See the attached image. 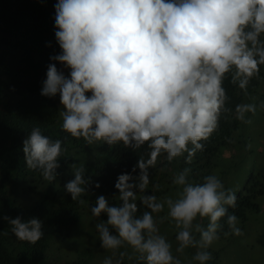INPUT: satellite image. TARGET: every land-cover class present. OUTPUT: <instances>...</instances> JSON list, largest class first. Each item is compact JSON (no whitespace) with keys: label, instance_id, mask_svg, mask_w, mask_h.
Instances as JSON below:
<instances>
[{"label":"clouds","instance_id":"obj_1","mask_svg":"<svg viewBox=\"0 0 264 264\" xmlns=\"http://www.w3.org/2000/svg\"><path fill=\"white\" fill-rule=\"evenodd\" d=\"M54 9L60 52L49 58L40 94L59 96L62 130L87 145L151 150L147 164L137 161L136 176L117 177L119 203L96 197L92 216H106L95 225L100 247H129L144 264H183L157 224L166 208L177 230L175 253L195 249L189 264H209L208 249L220 239L222 220L240 234L238 218L229 212L237 206L235 192L217 174L190 179L192 170L185 167L172 179L175 195L160 200L146 194L148 167L158 156L190 163L218 130L221 114L230 111L224 81L246 90L260 76L264 0H57ZM235 112L244 120L255 105H237ZM62 145L33 127L22 141L26 166L53 182ZM71 167L73 178L64 190L77 200L89 191L91 179L83 166ZM2 219L19 241L34 245L44 236L39 218ZM102 264L113 260L105 257Z\"/></svg>","mask_w":264,"mask_h":264},{"label":"trees","instance_id":"obj_2","mask_svg":"<svg viewBox=\"0 0 264 264\" xmlns=\"http://www.w3.org/2000/svg\"><path fill=\"white\" fill-rule=\"evenodd\" d=\"M57 0H0V264H30L35 262L55 236L68 235L72 225L86 207L95 204L98 195L119 203L114 187L122 173L133 176L137 161L145 164L151 159L147 145L133 150L122 143L113 147L107 144L87 145L62 130L58 119L59 96H42V82L46 78L50 56L60 52L55 40V9ZM60 67V65H57ZM229 100L219 128L207 141L204 150L198 151L190 163L177 158L169 163L158 156L149 165L147 193L161 200L164 192L175 190V174L185 167L191 168L190 179L197 182L208 174H217L226 189L235 192L234 213L241 226L250 211L259 210V199L264 197V129L259 131L260 143H249L243 133V123L237 119L235 108L253 97L256 113L264 118V66L259 77H253L246 90L224 81ZM33 127L53 140L61 139L65 152L61 157L59 175L53 182L43 179L38 171L26 166L22 141ZM83 166L85 177L91 179L89 191L77 200L64 190L73 178L72 165ZM100 187L96 188L95 183ZM137 195L140 212L146 210ZM26 198L27 204L21 199ZM83 201V203L81 202ZM139 214V213H138ZM3 216L23 219L39 218L44 236L36 244L19 241L11 232V225ZM100 219H106L100 217ZM221 235L229 231L226 218L221 221ZM264 250V226L258 234ZM60 264H89L85 258L64 261ZM114 264H144L140 259H119Z\"/></svg>","mask_w":264,"mask_h":264},{"label":"rangeland","instance_id":"obj_3","mask_svg":"<svg viewBox=\"0 0 264 264\" xmlns=\"http://www.w3.org/2000/svg\"><path fill=\"white\" fill-rule=\"evenodd\" d=\"M244 104H254L255 112L246 113L244 120H241L243 136L251 144L253 140L255 143H260L259 131L264 129V118L256 113L257 104L253 97ZM60 108L59 104L58 119L62 122V118L59 116ZM175 192L176 189L167 190L161 200L166 196H174ZM21 201L24 204L28 202L26 198H22ZM259 205V210L249 212L248 219L242 226L237 221V227L240 229L239 235L230 230L225 232L228 233L227 235L220 233V239L208 249L213 257L209 264H264V250L258 242V234L264 226V197H260ZM166 211L165 208L163 213L157 214L160 233L173 243V252L179 256L183 264H189L196 250L186 249L183 254L175 253L177 230L174 223L166 218ZM159 216L165 217L163 222H160ZM99 220L100 218L92 216L91 208L86 207L79 220L72 225L68 235H56L50 245L36 257L35 262L30 264H60L80 257L85 258L89 264H102L105 257H111L113 264L119 259H139L138 254L129 247H122L114 251L101 248L99 234L95 227ZM204 223L206 224L207 221Z\"/></svg>","mask_w":264,"mask_h":264}]
</instances>
